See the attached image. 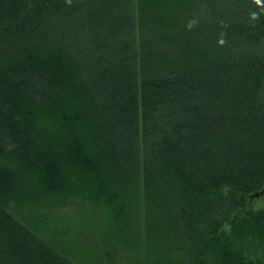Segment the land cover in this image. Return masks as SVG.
<instances>
[{"label":"trees","instance_id":"trees-1","mask_svg":"<svg viewBox=\"0 0 264 264\" xmlns=\"http://www.w3.org/2000/svg\"><path fill=\"white\" fill-rule=\"evenodd\" d=\"M263 187L264 0H0V264H76L72 199L130 264H264Z\"/></svg>","mask_w":264,"mask_h":264},{"label":"rangeland","instance_id":"rangeland-1","mask_svg":"<svg viewBox=\"0 0 264 264\" xmlns=\"http://www.w3.org/2000/svg\"><path fill=\"white\" fill-rule=\"evenodd\" d=\"M83 206L84 203L79 199L67 200L65 205L51 208L52 215L58 217L57 219L50 218L49 215L46 217L35 215L34 217L40 219L39 224L43 234H57L53 238V242L61 241L63 243L61 249L65 256L75 263L130 264L128 257L124 256L122 253L113 251L108 246L102 245V242H99L100 234L104 230L103 224L105 217L100 214V212H95L92 215H84L81 213ZM251 207L254 210H264V196L254 199ZM22 208L23 214H29V211L24 209V207ZM33 209H35L36 212L46 210V208ZM224 228L229 229V226L225 225ZM70 249L80 253L79 256L82 258L80 262L76 257L78 254L69 251ZM262 255L263 253L260 249L247 250L244 253L245 264H248L250 261L256 263L257 260L262 258Z\"/></svg>","mask_w":264,"mask_h":264},{"label":"water","instance_id":"water-1","mask_svg":"<svg viewBox=\"0 0 264 264\" xmlns=\"http://www.w3.org/2000/svg\"><path fill=\"white\" fill-rule=\"evenodd\" d=\"M258 196H264V187L260 191L254 192L252 195L249 196L248 206L251 205L253 199Z\"/></svg>","mask_w":264,"mask_h":264}]
</instances>
